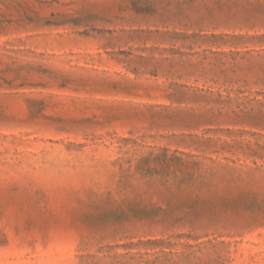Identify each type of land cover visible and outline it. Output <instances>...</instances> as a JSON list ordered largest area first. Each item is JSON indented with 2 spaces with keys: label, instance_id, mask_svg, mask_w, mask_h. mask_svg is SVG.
<instances>
[{
  "label": "rangeland",
  "instance_id": "obj_1",
  "mask_svg": "<svg viewBox=\"0 0 264 264\" xmlns=\"http://www.w3.org/2000/svg\"><path fill=\"white\" fill-rule=\"evenodd\" d=\"M0 264H264V0H0Z\"/></svg>",
  "mask_w": 264,
  "mask_h": 264
}]
</instances>
